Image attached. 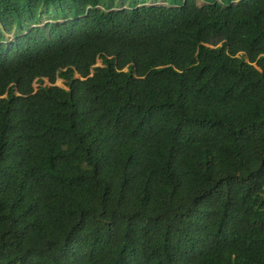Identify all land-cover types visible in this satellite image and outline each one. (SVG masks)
Returning a JSON list of instances; mask_svg holds the SVG:
<instances>
[{"label":"trees","instance_id":"1","mask_svg":"<svg viewBox=\"0 0 264 264\" xmlns=\"http://www.w3.org/2000/svg\"><path fill=\"white\" fill-rule=\"evenodd\" d=\"M198 1L0 0V264H264V0Z\"/></svg>","mask_w":264,"mask_h":264},{"label":"rangeland","instance_id":"2","mask_svg":"<svg viewBox=\"0 0 264 264\" xmlns=\"http://www.w3.org/2000/svg\"><path fill=\"white\" fill-rule=\"evenodd\" d=\"M198 3H201L200 0L198 1ZM44 84H45V85H49V83H48L47 81H45ZM37 86H38V84H35V85H34L35 88H37ZM56 86H59V87H62V88L64 87V86H63V83H62L61 80H57V82H56Z\"/></svg>","mask_w":264,"mask_h":264}]
</instances>
